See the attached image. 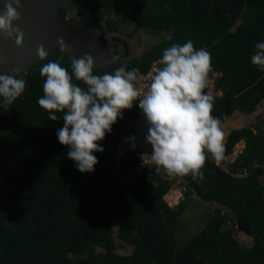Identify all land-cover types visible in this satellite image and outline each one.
Segmentation results:
<instances>
[{"label": "trees", "instance_id": "trees-1", "mask_svg": "<svg viewBox=\"0 0 264 264\" xmlns=\"http://www.w3.org/2000/svg\"><path fill=\"white\" fill-rule=\"evenodd\" d=\"M73 9L84 21L101 22L115 11L137 26L170 31L127 61L126 70L146 72L173 44L191 40L197 49L205 47L222 73V95L213 96V115L221 124L234 111L254 112L264 100V71L250 59L255 44L264 41V0H80ZM48 61L71 71V58L50 55L19 72L27 81L22 96L8 109L0 103V264H104L82 255L95 247L106 256L115 251L112 218L119 221L117 238L133 248L106 264H264V129L243 126L226 134L224 154L240 141L244 145L225 168L246 176L223 178L205 163L203 179L189 175L184 192L188 199L194 192L228 206L252 245L237 242L217 209L177 248L169 226L185 204L172 207L164 199L170 189L166 175L147 167L128 172L139 158L118 124L99 142L105 150L94 153L99 163L93 172H80L68 158L57 138L63 114L50 120L37 103L45 79L40 68Z\"/></svg>", "mask_w": 264, "mask_h": 264}, {"label": "clouds", "instance_id": "clouds-1", "mask_svg": "<svg viewBox=\"0 0 264 264\" xmlns=\"http://www.w3.org/2000/svg\"><path fill=\"white\" fill-rule=\"evenodd\" d=\"M22 6V0H5L0 10V32L8 38L14 36L19 46H23L25 34L14 21L21 18L18 9ZM59 44L61 52L71 51L63 37ZM37 54L41 59L49 55L43 44ZM250 59L264 71V41L255 44ZM158 63L146 88L137 86L135 69L121 66L114 73L94 74L95 60L88 53L71 58V71L58 61L42 65L43 95L37 103L50 120L58 121L57 113L63 114L57 138L80 172L95 170L99 159L94 153L105 150L99 142L137 101L148 124L146 142L152 146L151 161L157 172L202 180L208 154L217 164L223 160L221 121L213 115L214 97L205 91L212 70L210 52L197 49L188 40L164 49ZM18 74L19 69L14 74H0V103L5 109L26 90L27 81ZM126 139L136 141L134 135ZM141 158L144 164L143 154Z\"/></svg>", "mask_w": 264, "mask_h": 264}, {"label": "rangeland", "instance_id": "rangeland-1", "mask_svg": "<svg viewBox=\"0 0 264 264\" xmlns=\"http://www.w3.org/2000/svg\"><path fill=\"white\" fill-rule=\"evenodd\" d=\"M61 13L63 14V20L66 24H82V26L87 31H89L92 36L102 40V42H104L109 48H116L120 50V53L117 56V68L123 66L131 58L138 56L149 46L158 43L170 35L169 30L147 29L137 26L135 23L122 17L115 11L106 13L105 19L101 22L80 20L76 16L75 9H73V7L64 10L61 9ZM52 55L57 56L59 54L58 52H53ZM131 109L144 116L139 108L133 106ZM243 126H250L254 131L264 129V100L258 105L256 110L250 114H244L240 111L233 113L228 118L227 123L221 125V128L224 134L226 130ZM225 137L226 136L223 135V143ZM243 145L244 144L242 141L238 142L234 146L231 153L224 154V158L219 164H217L216 161L211 157V154H208L209 158L206 160V163L216 168L218 172L225 174L230 178L244 177L246 176V173H230L225 168V163L234 160L237 154L243 148ZM136 154L139 158V162H137V165L131 166L128 172L142 171L145 167H147L148 172H150L152 169L156 170L155 165L151 161L150 152L136 151ZM142 154L143 160L145 161L144 164L141 158ZM260 164L264 167V159ZM160 173L166 175L170 182V189L168 190L167 194L164 195V199L167 201V203L172 207L177 206L181 202L185 204L184 211L180 214L178 220L172 222L169 226L174 245L177 248H180L185 245L189 239L205 225L207 219L215 210H221V208L226 207L225 205L223 206L213 199L204 200L194 192L191 197H189L190 199H188V197L184 194L187 189H190L188 186V175L169 177L163 170H161ZM176 196L177 203L173 204L172 197ZM193 199L196 201H192ZM230 214H234V212L230 211ZM118 222L119 221L115 218L111 219V227L116 244V249L111 255L106 256L102 249L95 247L93 250H86L82 256L106 264L121 255L129 254L133 247L121 241L116 236ZM224 228L227 227L224 226ZM234 237L237 240L238 232H234ZM250 240H252V238ZM237 242L244 247H246V245L252 244L251 241L245 243L242 240L240 241V239L237 240ZM77 259L78 258L76 256H70V260L72 262L76 263Z\"/></svg>", "mask_w": 264, "mask_h": 264}, {"label": "water", "instance_id": "water-1", "mask_svg": "<svg viewBox=\"0 0 264 264\" xmlns=\"http://www.w3.org/2000/svg\"><path fill=\"white\" fill-rule=\"evenodd\" d=\"M79 1L22 0L23 6L18 9L21 18L14 21V24L24 32V44L19 46L14 36L8 38L0 32V74H14L15 69L22 72L45 60L37 54V48L41 44L48 53L58 52L59 55L69 58H80L88 53L95 60V70L98 74L114 73L118 65L117 52L110 50L102 40L92 36L82 24L70 25L63 20L61 9H69ZM4 2L5 0H0V10L3 9ZM60 37L71 46V51L61 52ZM116 124L122 128V134L126 138L133 135L136 137V141H133L135 152L153 151L152 146L146 142L148 124L144 116L135 110L125 109L123 118L118 119ZM216 175L230 178L217 170Z\"/></svg>", "mask_w": 264, "mask_h": 264}, {"label": "built area", "instance_id": "built-area-1", "mask_svg": "<svg viewBox=\"0 0 264 264\" xmlns=\"http://www.w3.org/2000/svg\"><path fill=\"white\" fill-rule=\"evenodd\" d=\"M205 49V47H203ZM200 49V48H199ZM159 60H155L151 63L150 68L143 73L137 72V86H144L146 88L147 84L150 83L151 80V75L154 73L156 68L159 66ZM221 72L214 69L212 67L211 72L209 73V78H208V85L207 88L205 89L206 93L211 95V96H220L222 95L221 88L217 86V81L218 78L221 76ZM135 107H138V101L136 104H134ZM140 109V108H139ZM141 110V109H140ZM261 181L264 182V174L261 176ZM226 208H221V214L225 216V222L224 226L227 228L231 229L233 232H237L238 226H237V220L235 213L230 214V211H232L228 206H225Z\"/></svg>", "mask_w": 264, "mask_h": 264}, {"label": "crops", "instance_id": "crops-1", "mask_svg": "<svg viewBox=\"0 0 264 264\" xmlns=\"http://www.w3.org/2000/svg\"><path fill=\"white\" fill-rule=\"evenodd\" d=\"M235 112H237V111H234L233 113H235ZM232 113V114H233ZM231 116V115H230ZM229 116V117H230ZM228 117V118H229ZM227 120L228 119H226V121H224L221 125H223V124H225V123H227ZM229 130H226L225 131V133H224V135L226 136V134H227V132H228ZM167 194V193H166ZM192 201H196V200H192ZM172 203L173 204H176L177 203V196L176 197H172ZM172 205V204H171ZM238 232V238H237V240H239L240 239V241L242 240L243 242H245V243H248L249 241H251L252 242V240H250L251 239V237L250 236H248L247 234H245L244 232H242V231H237ZM239 242V241H238ZM252 245V244H251ZM251 245H246V247H250ZM244 247V246H243Z\"/></svg>", "mask_w": 264, "mask_h": 264}, {"label": "bare ground", "instance_id": "bare-ground-1", "mask_svg": "<svg viewBox=\"0 0 264 264\" xmlns=\"http://www.w3.org/2000/svg\"><path fill=\"white\" fill-rule=\"evenodd\" d=\"M77 58V57H76Z\"/></svg>", "mask_w": 264, "mask_h": 264}]
</instances>
